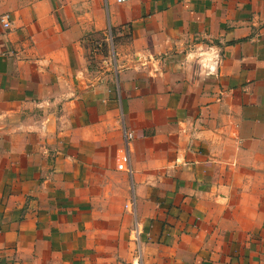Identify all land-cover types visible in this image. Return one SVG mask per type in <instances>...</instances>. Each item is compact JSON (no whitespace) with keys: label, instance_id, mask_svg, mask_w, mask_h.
Segmentation results:
<instances>
[{"label":"crops","instance_id":"crops-1","mask_svg":"<svg viewBox=\"0 0 264 264\" xmlns=\"http://www.w3.org/2000/svg\"><path fill=\"white\" fill-rule=\"evenodd\" d=\"M3 16L0 264H264V0Z\"/></svg>","mask_w":264,"mask_h":264},{"label":"built area","instance_id":"built-area-1","mask_svg":"<svg viewBox=\"0 0 264 264\" xmlns=\"http://www.w3.org/2000/svg\"><path fill=\"white\" fill-rule=\"evenodd\" d=\"M129 1H131V0H115V2L117 4H122V3L129 2ZM0 23L2 24V26L4 28H9V26H10V23L8 21V17L7 16H3L2 18H0ZM105 40H106V42L109 45L110 53L113 54V39H112L111 30H109V29L106 32ZM208 70L212 71L213 68L208 67ZM123 133H124L123 134V137H124V149H123L122 153L119 156V160H118V163H117V169L120 170V171L126 172L128 174H131V169L129 167L130 159H129V151L128 150H129V143L133 140L134 135H133L132 132H127L125 130H123ZM132 236H133V239L135 241H137L138 236H139V229H138L137 224L135 225L134 229L132 230Z\"/></svg>","mask_w":264,"mask_h":264},{"label":"rangeland","instance_id":"rangeland-1","mask_svg":"<svg viewBox=\"0 0 264 264\" xmlns=\"http://www.w3.org/2000/svg\"><path fill=\"white\" fill-rule=\"evenodd\" d=\"M106 32H107V30L104 31V34H100V33L99 34L98 33L95 34L96 36L94 37V40H97V41L100 42L102 40V36H103V38H105ZM108 49H109V45L106 46V50L105 51L102 49L106 53L105 56L107 55Z\"/></svg>","mask_w":264,"mask_h":264},{"label":"trees","instance_id":"trees-1","mask_svg":"<svg viewBox=\"0 0 264 264\" xmlns=\"http://www.w3.org/2000/svg\"><path fill=\"white\" fill-rule=\"evenodd\" d=\"M102 49L105 51L106 50V46L105 43L102 42ZM101 49V53H103L102 55H105L106 53Z\"/></svg>","mask_w":264,"mask_h":264}]
</instances>
